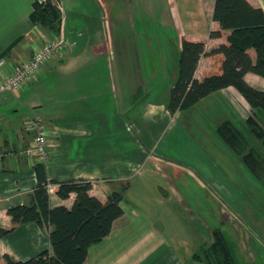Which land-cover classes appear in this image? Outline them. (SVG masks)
<instances>
[{
    "label": "crops",
    "instance_id": "crops-1",
    "mask_svg": "<svg viewBox=\"0 0 264 264\" xmlns=\"http://www.w3.org/2000/svg\"><path fill=\"white\" fill-rule=\"evenodd\" d=\"M59 1L63 18L60 36H64L68 51L47 63L38 75V82L19 95H0V228L11 224L9 208L28 205L30 195L38 186L37 163L31 162L24 153L33 141V134L27 130L25 122L34 106L36 109L48 107V111L36 112L42 115L49 141L44 175L47 180L90 181L93 184L91 195L103 201L129 184L121 203L123 216L115 222L111 234L89 250L85 264H199L192 255L200 246L212 243L215 228L223 230L239 255L236 236H229L220 227L221 223L218 227L194 212L199 199L189 191V169L161 150L173 130L176 133L179 130L184 138L189 132L203 136L200 121L204 118L196 116L198 111L219 117L218 126L226 120L240 122L253 115L249 103L234 87L201 100L190 108L193 113L189 117L183 114L186 111L173 115L167 109L183 38L206 40L207 52L226 42L225 38H210L215 0H166L170 12L166 26L173 31L170 33L173 51L150 57L159 63L157 68L150 70L151 81L144 78L148 73L140 68L138 54L121 51L118 67L112 70L108 67L107 82L111 84L107 89L99 84L96 70L90 67L104 55H107L108 66L115 60L113 40L108 36L105 22L99 15L66 11L63 0ZM248 1L264 11V0ZM33 2L0 0V58L6 61V75L18 63L32 58L51 36L42 27L31 24ZM254 53L251 50L253 57ZM212 67L213 62L202 56L195 78L201 79ZM59 72H67L70 76L75 72L82 73L76 81L70 77L71 84L65 87L68 91L63 92L66 95L71 92L73 97L81 93V99L86 101L77 104L79 109H69L67 113L52 112L59 105L57 97L51 95L57 92L54 76H59ZM245 81L264 91L263 77L248 73ZM146 82L151 89L143 93ZM48 84L54 87L52 91ZM163 84L166 85L164 89ZM37 87L40 92L36 98L34 88ZM46 88L51 91L48 97L44 92ZM158 91L163 92L162 97L148 98L150 93ZM42 92L45 102L40 99ZM204 117L208 119L207 115ZM262 124L264 127V121ZM217 127L208 134L206 144L210 147H220L221 141H216L215 137ZM196 184L207 193L210 203L216 202L217 193L203 183ZM50 198L53 207L70 208L76 195L62 200L53 190ZM245 233L244 229H239L243 250ZM44 251H51L49 233L36 223L22 225L7 236L0 235V259L8 254L16 261L26 262Z\"/></svg>",
    "mask_w": 264,
    "mask_h": 264
},
{
    "label": "trees",
    "instance_id": "trees-1",
    "mask_svg": "<svg viewBox=\"0 0 264 264\" xmlns=\"http://www.w3.org/2000/svg\"><path fill=\"white\" fill-rule=\"evenodd\" d=\"M62 21V12L56 3L34 0L31 24L58 37ZM210 38H225L226 42L207 52L206 40L183 38L167 109L174 115L189 110L213 93L234 87L249 103L253 115L240 122L226 120L217 127L216 133L264 188V91L245 81L248 73L264 78L263 9L248 0H215ZM251 50L255 52L254 57ZM202 56L209 58L213 67L205 71L201 79H196L195 72ZM35 170L39 183L30 195V203L9 208L11 224L0 228V235L4 237L22 225L36 223L48 231L51 251H44L26 262L4 254L0 264H85L89 250L103 242L123 216L121 203L129 184L103 201L91 195L93 184L90 181H49L44 177V164H35ZM48 184L55 186L54 192L62 200L75 194L73 206L53 207ZM192 259L199 264H239L231 243L220 228L212 231V243L200 246Z\"/></svg>",
    "mask_w": 264,
    "mask_h": 264
},
{
    "label": "rangeland",
    "instance_id": "rangeland-1",
    "mask_svg": "<svg viewBox=\"0 0 264 264\" xmlns=\"http://www.w3.org/2000/svg\"><path fill=\"white\" fill-rule=\"evenodd\" d=\"M62 2L66 11L78 10L77 12H88L90 16L99 15L102 22L106 24L108 36L113 40L115 60L108 66L107 55H104L103 58L90 66L96 70L97 81L103 88L107 89L111 84V82H107V70L108 67L111 70L118 67V54L121 51L138 54L140 68L144 70V73H148V76L144 75L148 81L152 80L149 77L150 70L159 65L150 57H156L160 52L170 53L173 51L170 34L173 31H171V27L166 26V21L170 17L166 0H63ZM67 48L66 51H68ZM80 75L77 72L71 76L67 72H59V76L58 74L54 76L57 92L51 93V95L57 97L59 105L52 112L67 113L69 109H79L80 106L77 104L86 101L81 99V93L75 94V97L70 95L71 92L67 95L63 93L67 90L65 87L71 84L70 77L75 80ZM81 77L84 78V76ZM116 79L118 80V75ZM127 79L130 78L127 77ZM120 84L121 80L118 84L119 96L122 89ZM47 86L51 91L54 89L52 84ZM165 86L163 84L162 88L164 89ZM49 89H44L47 97L51 92ZM150 89V85L146 82L143 93L149 92ZM39 92L40 87L34 88L36 98ZM162 95L163 92L158 91L150 93L148 98H160ZM44 97L45 93L42 92L40 99L44 101ZM34 107L31 108L30 113L39 118L42 115L36 112L50 110L48 107H38L37 109ZM191 109L185 110L186 112L183 114L189 117L193 113ZM196 114V116L200 115L204 118L200 121V126L204 128L203 136L199 137L189 132L184 138L179 130L177 133L173 130L169 135L170 140L162 144L161 150L183 165L185 169H189V191L199 199V204L194 212L200 213L218 227L221 223L220 227H223L229 236L231 234L237 237L240 251L239 255L237 252L239 264H264V188L217 135L215 137L216 141H221L220 147H210L206 144L208 134L210 135L213 132L211 130L218 126L217 122L220 118L211 117V113L208 112L206 114V112L198 111ZM206 115L208 119L204 117ZM185 127L187 126L185 125ZM182 129L184 130V127ZM205 131L207 135L203 138ZM196 182L209 186L213 192L218 194L219 199L215 198L216 202L212 200L210 203L206 197L207 193L202 192L203 189ZM188 211L191 213L190 209ZM190 226L194 228L191 222ZM240 228L246 232L243 237L245 250L242 249L239 242ZM233 246L235 248V245Z\"/></svg>",
    "mask_w": 264,
    "mask_h": 264
},
{
    "label": "built area",
    "instance_id": "built-area-1",
    "mask_svg": "<svg viewBox=\"0 0 264 264\" xmlns=\"http://www.w3.org/2000/svg\"><path fill=\"white\" fill-rule=\"evenodd\" d=\"M49 0H39L40 3H46ZM56 3L60 10H62L61 2L51 0ZM67 48V42L64 36L53 37L50 36L44 41L43 45L35 52L34 56L28 60L20 62L9 73H4L6 61L0 60V95L13 94L19 95L25 89L39 80V73L41 69L49 63L56 55L64 54ZM26 128L33 134V141L25 150V155L31 162L39 164H47L48 162V138L44 122L41 118L33 113L26 119ZM2 155L0 154V161ZM49 193H51L55 186L47 185Z\"/></svg>",
    "mask_w": 264,
    "mask_h": 264
}]
</instances>
